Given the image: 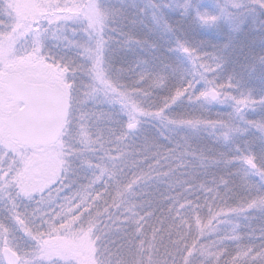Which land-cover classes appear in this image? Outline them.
Segmentation results:
<instances>
[{"label":"snow or ice","instance_id":"1","mask_svg":"<svg viewBox=\"0 0 264 264\" xmlns=\"http://www.w3.org/2000/svg\"><path fill=\"white\" fill-rule=\"evenodd\" d=\"M0 264H264V0H0Z\"/></svg>","mask_w":264,"mask_h":264},{"label":"rangeland","instance_id":"2","mask_svg":"<svg viewBox=\"0 0 264 264\" xmlns=\"http://www.w3.org/2000/svg\"><path fill=\"white\" fill-rule=\"evenodd\" d=\"M213 111L215 112V111H217V109H214ZM74 193H75V190H73V193H67L66 195L70 196V195H73Z\"/></svg>","mask_w":264,"mask_h":264}]
</instances>
